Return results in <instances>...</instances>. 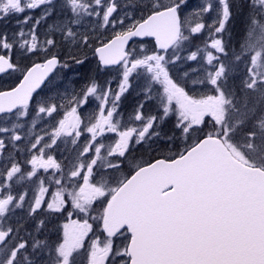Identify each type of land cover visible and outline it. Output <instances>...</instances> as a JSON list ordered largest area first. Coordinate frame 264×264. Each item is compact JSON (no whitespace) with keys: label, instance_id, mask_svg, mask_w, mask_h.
<instances>
[{"label":"snow or ice","instance_id":"6c2138e0","mask_svg":"<svg viewBox=\"0 0 264 264\" xmlns=\"http://www.w3.org/2000/svg\"><path fill=\"white\" fill-rule=\"evenodd\" d=\"M0 264H264V0H0Z\"/></svg>","mask_w":264,"mask_h":264},{"label":"rangeland","instance_id":"374dc122","mask_svg":"<svg viewBox=\"0 0 264 264\" xmlns=\"http://www.w3.org/2000/svg\"><path fill=\"white\" fill-rule=\"evenodd\" d=\"M82 74V75H81ZM84 73L81 72L80 75H74L70 70L67 69H60L55 75V79L53 83L59 87L60 90H63L65 86L69 85V81H72V83L79 87V80L83 78ZM113 88L116 87L115 83H113ZM49 87H52V85H49ZM139 100V97L132 92L131 94L126 95V99H124L122 110L125 113L130 112L137 104V101Z\"/></svg>","mask_w":264,"mask_h":264},{"label":"water","instance_id":"95a60500","mask_svg":"<svg viewBox=\"0 0 264 264\" xmlns=\"http://www.w3.org/2000/svg\"><path fill=\"white\" fill-rule=\"evenodd\" d=\"M54 71H55V70H54ZM54 71H53V72H54ZM52 74H53V73H52ZM52 74H51V75H52ZM49 78H50V77H49Z\"/></svg>","mask_w":264,"mask_h":264},{"label":"bare ground","instance_id":"6f19581e","mask_svg":"<svg viewBox=\"0 0 264 264\" xmlns=\"http://www.w3.org/2000/svg\"><path fill=\"white\" fill-rule=\"evenodd\" d=\"M82 75V74H81Z\"/></svg>","mask_w":264,"mask_h":264}]
</instances>
